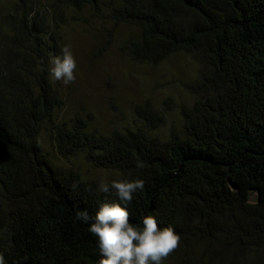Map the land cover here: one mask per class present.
Listing matches in <instances>:
<instances>
[{
	"label": "trees",
	"instance_id": "trees-1",
	"mask_svg": "<svg viewBox=\"0 0 264 264\" xmlns=\"http://www.w3.org/2000/svg\"><path fill=\"white\" fill-rule=\"evenodd\" d=\"M12 1L0 23L5 264H98L89 225L100 203H120L114 189L102 193L99 181L56 165L42 130L61 158L81 155L112 181H144L127 206L130 222L142 228L150 215L180 236L162 264H264V0ZM67 13L131 27L121 47L133 61L183 54L197 63L178 127L160 132L165 121L150 100L109 132L79 115L58 118L50 65Z\"/></svg>",
	"mask_w": 264,
	"mask_h": 264
},
{
	"label": "rangeland",
	"instance_id": "rangeland-1",
	"mask_svg": "<svg viewBox=\"0 0 264 264\" xmlns=\"http://www.w3.org/2000/svg\"><path fill=\"white\" fill-rule=\"evenodd\" d=\"M11 4L12 0H0V23ZM131 29L122 24L99 23L89 15L77 20L67 13L53 57L61 56L67 46L77 68L76 79L70 84L51 78L62 99L60 120L79 115L88 120L90 127L109 132L115 126L130 123L135 106L150 100L165 121L160 132L180 125L178 110L192 100L186 87L194 82L199 66L183 54L153 66L133 61L121 47ZM39 140L43 152L56 165L77 169L84 177L99 182L112 181L115 174L90 166L81 155L71 160L61 158L47 131L42 130Z\"/></svg>",
	"mask_w": 264,
	"mask_h": 264
},
{
	"label": "clouds",
	"instance_id": "clouds-1",
	"mask_svg": "<svg viewBox=\"0 0 264 264\" xmlns=\"http://www.w3.org/2000/svg\"><path fill=\"white\" fill-rule=\"evenodd\" d=\"M51 63L50 74L54 81H63L65 85L75 81L77 63L69 47H64L62 55L53 57ZM136 167L144 165L137 161ZM143 188L141 179L113 180L111 184L100 182L99 191L109 193L114 189L120 203H100L94 222L89 225V232L98 241V264H162L179 247L180 236L171 227L160 228L153 216L142 218V228L130 222L127 206L132 203V194ZM77 218L88 222L89 214L78 211ZM0 264H5L2 254Z\"/></svg>",
	"mask_w": 264,
	"mask_h": 264
}]
</instances>
